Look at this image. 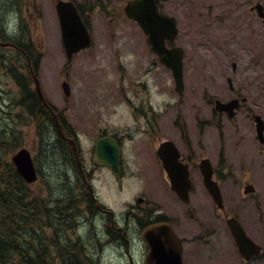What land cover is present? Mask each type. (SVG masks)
I'll return each instance as SVG.
<instances>
[{"label":"rangeland","instance_id":"rangeland-1","mask_svg":"<svg viewBox=\"0 0 264 264\" xmlns=\"http://www.w3.org/2000/svg\"><path fill=\"white\" fill-rule=\"evenodd\" d=\"M57 1L19 0L17 9L9 17L10 25L7 33L11 36L15 34L14 38H16L20 26H23V30L26 29L30 33L35 46L43 52L37 73L41 91L58 113H62L64 120L74 127L81 146L85 149L94 140L99 129L107 128L108 132H118L136 128L133 117L122 109V102L118 99L117 84L123 73L117 71L118 65L114 61H117L115 55H122L124 64L131 65L133 60L137 63L138 56L135 55H138L136 51L140 52L142 49V33L135 23L130 24L120 19L115 23L111 14L108 15L111 12L119 13L128 0H70L83 6H85L84 1L87 5L99 1L102 6L101 9L91 13V24L96 40L94 51L79 54L69 62L60 38L59 21L55 9ZM256 3L264 6V0H161V9L175 17L177 21L178 35L174 44L183 49L185 85L182 95L175 92L174 86L170 96L159 94L156 86L164 89L165 84L172 78L165 68L157 64L156 85L150 87L151 100L155 107L159 108L163 104L161 99L173 98V107L168 112L169 115L166 114L165 119L163 118L160 122L159 129L163 137L171 135L163 130H170L168 122L173 121L176 115L187 113L193 116L196 113L195 105L185 106L190 94L189 88L195 89L192 91L193 96L198 98L204 94L207 98L210 88L221 83L226 87L224 76L231 77L234 83H247L249 89L243 92L251 95L254 99L251 103L252 109L261 112L264 118V26L256 13L250 11ZM110 6L115 8L111 10ZM107 36L116 38L119 45L110 50L112 46L104 44V40L109 38ZM126 45H128L127 48ZM3 53L19 61L20 65H25L24 58L18 56L13 48H7ZM232 63L236 66L234 73ZM125 72L127 84L135 82L140 77L139 74L131 73V68L127 67ZM63 79L69 87L67 98L61 88ZM17 87L15 79L8 70L0 69V129L7 128L8 136H13V129L16 134L20 133L21 142L23 141L21 148H26L34 156L40 151L41 137L39 133H35L36 122L32 120L29 123L25 111L14 103V100H18ZM31 87L33 89L34 85L32 84ZM261 91L262 96L259 95ZM180 99L183 100L181 106L179 105L181 102L177 103ZM256 104H258L257 108H255ZM205 113H209L206 105ZM12 114L18 115L19 120H16ZM28 124L31 125L28 126ZM249 138L250 144L245 150L247 157L233 165L236 181V186L233 187L234 193L238 195L239 184L242 181L249 182L256 187L257 199L264 210V157L261 158L259 154V144L254 131ZM50 142L55 143L57 140L52 136ZM231 147L237 154L238 147L235 144H231ZM15 152L9 155V160ZM45 156L46 154L42 155V157ZM249 158L251 163L246 170L248 174L245 171V176L242 178L241 172L247 166ZM43 160L39 163L42 181L31 186L33 192L41 199L46 196L42 187L45 181L52 183L54 187L59 183H53L50 180L52 170ZM62 166L59 161L58 171L60 170L62 177L59 185L63 189L62 184H65V190H68L69 187L76 186L77 179L72 178L73 182L64 183L69 175ZM149 169L129 167L125 169V177L121 180H117L104 169L97 171L92 184L100 203L111 210L118 219H122L129 206L135 207L137 204L135 201L137 196L150 197L152 200V198H163L164 192L170 195L171 192L158 184L154 178L153 170L155 172L156 170ZM54 197L56 198V195ZM160 202L163 204L161 207L167 209L168 204L166 205L163 200ZM255 208L254 205L250 207L252 212ZM88 220H83L82 226H79L77 230L75 228V236L80 237L83 243L89 241L86 243L90 247L88 257L96 260L98 264H128L127 259L125 263V259L123 261L121 258L119 245L107 241L102 243L100 228H103L101 227L103 224L96 222L95 228L92 226L91 219L88 218ZM107 225L109 226L108 222H106ZM69 233L74 236L72 231ZM229 251L233 253L235 250ZM228 253L224 252L220 264H241L237 257H231Z\"/></svg>","mask_w":264,"mask_h":264},{"label":"flooded vegetation","instance_id":"flooded-vegetation-1","mask_svg":"<svg viewBox=\"0 0 264 264\" xmlns=\"http://www.w3.org/2000/svg\"><path fill=\"white\" fill-rule=\"evenodd\" d=\"M84 2L89 10L86 1ZM74 4L90 35L89 48L81 50L75 56L85 54L88 51L92 53L96 40L91 24V13L96 9H101L102 5H100V2L96 3L93 10L87 12L83 5L76 2ZM114 8L110 6L111 10ZM250 11L255 12L253 6ZM103 13L106 15L105 11ZM110 14L115 23L119 19L130 24L135 23L125 17L124 7L119 13H108L109 16ZM188 15L192 14L188 13ZM261 24L264 26L263 19H261ZM110 37L104 40V44L105 46H112L109 48L111 50L119 44L116 38L113 37L112 39ZM141 43L142 49L140 52L133 49L138 53V55H135L138 56L137 63L133 60L131 65L124 64L122 55H115L117 61H114L117 62L120 73H123L119 77L117 86L118 99L122 102V109L127 110L132 115L136 125L135 129L118 132H108L107 128L99 129L94 140L84 149L74 127L71 125L68 128L62 114H57L58 120L64 126L61 130L66 134V136L62 135L61 138L69 145L65 146L66 148L69 147V150L64 156H60V162L66 170V174L69 175L67 179L73 182L72 177L77 174V183L82 185L79 193L81 197H84V200L80 215L90 218L94 227L96 222L103 224L101 225L103 228H100L102 243L107 241L119 245L121 258H123V261L125 259V263L127 259L128 264H156V259H149L148 256L150 248L147 242L153 239L165 241L169 246L168 250L172 252L180 250L182 264H220L224 252L228 253L230 249L235 251L233 253L229 251L228 254L231 257H237L241 264H260L264 262V210L257 199L256 187L253 186V192L251 188L250 193L244 194V188L246 189V186L252 184L242 181L239 184L238 195L234 193L233 188L236 186L233 165H236L240 159L244 160L247 157L245 150L250 144L249 135L253 131L259 144V154L261 158L264 157V145L258 141L256 136L258 131L254 123L255 117L263 121L264 118L261 116V112L252 109L253 104L251 103L254 99L251 95L245 91L243 92V90L249 89L247 83H234L231 77L224 76L226 87L221 83L214 88H210L207 98L204 94H201L198 98L193 96L192 91L195 89L190 87V94L185 106L195 105L196 113L193 116L191 113V115L187 113L176 115L173 121L168 122L170 130H163L171 135L163 137L161 135L162 131L159 129L160 122L163 121V118L165 119L166 114L169 115L168 112L173 107V98L161 99L163 104L159 108H156L153 104L150 87L156 85L155 71L158 58L150 46L146 44V36L143 33ZM166 46L171 48L174 45L167 43ZM125 47L127 48L128 45ZM127 67L132 69L131 73L140 75L139 79L129 84L125 80ZM235 71L236 66H232V72ZM169 73L172 77L170 71ZM172 86L173 83L170 79L169 83L165 84L164 89L156 86L157 92L170 96L173 90ZM184 89L185 85L183 92ZM259 95L262 96V91ZM181 101L183 100L180 99L177 103L179 104ZM216 101L223 104L236 102L234 115L230 117L227 112H218L215 106ZM179 105L181 106L182 102ZM205 105L207 109L209 108L207 114L205 113ZM53 107V104L46 106V108ZM257 107L258 104L255 105V108ZM55 121L56 119H54ZM55 124L57 125V123ZM102 137H111L117 143L120 176L116 179H123L125 169H129V167L155 169L156 172L153 170L154 178L158 181V184L163 185L171 194L164 192L163 198H152V200H150V197L137 196L135 207L129 206L124 217L118 219L113 212L100 203L92 184L97 171L104 169L111 174L109 167L99 165L95 155V144ZM164 142L168 146L164 156L171 166L188 171L190 179L188 202L183 201L177 193L172 191L168 176L163 170L158 151L160 145ZM231 144L238 147L237 154L233 152ZM110 151H113L112 146ZM68 163H70L69 166ZM71 163L74 164L76 170L67 169L71 166ZM250 163L249 158L247 166L241 172L242 178L245 176V171L249 168ZM202 167L211 171V179L218 185L220 190L221 202L217 203L209 189L206 188ZM246 172L248 174V171ZM90 186L94 190V196L90 192ZM160 191L162 190L160 189ZM158 195L154 196L157 197ZM161 200L165 201L166 205L168 204L167 209L161 207L163 205L160 202ZM154 203L160 206L157 207ZM251 205L256 207L254 212L250 209ZM55 206L58 210V206ZM232 220L237 221L242 226L246 236L259 247L258 254L252 255V251H247L245 253L247 259L240 255L229 225V221ZM106 222L109 223V226H106ZM148 230L150 232H147ZM118 233L121 237L118 236Z\"/></svg>","mask_w":264,"mask_h":264},{"label":"trees","instance_id":"trees-1","mask_svg":"<svg viewBox=\"0 0 264 264\" xmlns=\"http://www.w3.org/2000/svg\"><path fill=\"white\" fill-rule=\"evenodd\" d=\"M18 3L19 0H0V43H8V47L24 58L25 65L5 55L3 52L7 47H0V69H7L18 85V100H14L16 106L25 111L29 123L32 120L36 122L35 133H39L42 142L39 147L43 148L34 157L40 179L42 173L39 163L44 159L52 170L50 180L60 183L62 177L58 162L60 156L65 155V150L68 152L69 147L65 146L69 145L60 138L50 112L31 87L33 73L36 74L40 66L42 51L35 46L30 33L26 29L24 31L23 26H20L16 38L15 34L11 36L7 33L9 17L17 9ZM12 115L19 120L18 115ZM6 131L7 128L0 129V264H98L87 255L90 247L86 243L89 241L83 243L75 236L77 207L84 200L79 193L82 186L65 190V184H62V189L59 183L54 187L45 181L42 187L49 197L39 198L8 159L13 151L23 146L22 137L14 129L13 136L6 135ZM52 136L57 142H50ZM68 169H75L74 164L71 163ZM67 181L66 178L64 183ZM118 236L121 237L120 233Z\"/></svg>","mask_w":264,"mask_h":264},{"label":"water","instance_id":"water-1","mask_svg":"<svg viewBox=\"0 0 264 264\" xmlns=\"http://www.w3.org/2000/svg\"><path fill=\"white\" fill-rule=\"evenodd\" d=\"M159 0H130L125 6V15L130 20H134L141 27L144 34L147 36V43L151 45L152 50L158 55L162 64L172 70V74L176 83L177 91L180 93L183 88L182 81V50L180 48L166 49L165 41H172L177 35L176 21L164 13L158 11ZM56 11L59 18V23L62 32V40L66 51L67 58L70 60L73 54L89 46V36L82 24L75 6L71 2L58 1L56 3ZM255 9L259 16L264 18L263 7L257 5ZM35 90L42 102L44 101L43 94L40 90L38 80L34 79ZM63 90L66 96L69 95L68 86L63 84ZM236 102H231L227 105H222L216 102L217 107H223L232 116ZM257 122V120H256ZM258 123V122H257ZM259 138L261 143H264V137L261 133L263 130L262 123H258ZM166 143L162 144V148L166 147ZM111 146L113 151H110ZM161 148V149H162ZM95 153L100 165L111 166L115 175H118V148L116 143L110 138H102L95 145ZM164 168L170 178L172 189L183 199L187 200V194L190 188L188 173L184 169L171 166L170 162L161 157ZM11 162L16 168L17 173L28 183L33 184L37 180V173L32 161L31 155L27 149L19 150L12 158ZM205 184L214 196L215 200H221L218 188L215 190L210 182L211 173L208 169L203 168ZM251 191V187L247 186L245 193ZM232 233L235 237L238 250L243 258L247 259L245 253L252 251L253 254H258L259 247L255 245L244 233L239 224L230 223ZM150 247L149 259H156V264H182L181 252L177 250L172 252L168 250L165 241L153 239L148 241ZM148 262V261H147ZM149 264V263H147Z\"/></svg>","mask_w":264,"mask_h":264}]
</instances>
